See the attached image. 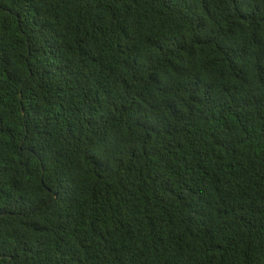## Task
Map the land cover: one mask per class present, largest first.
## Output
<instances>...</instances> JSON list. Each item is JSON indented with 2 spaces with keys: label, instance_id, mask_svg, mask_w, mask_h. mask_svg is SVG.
I'll return each mask as SVG.
<instances>
[{
  "label": "trees",
  "instance_id": "1",
  "mask_svg": "<svg viewBox=\"0 0 264 264\" xmlns=\"http://www.w3.org/2000/svg\"><path fill=\"white\" fill-rule=\"evenodd\" d=\"M0 264H264V0H0Z\"/></svg>",
  "mask_w": 264,
  "mask_h": 264
}]
</instances>
